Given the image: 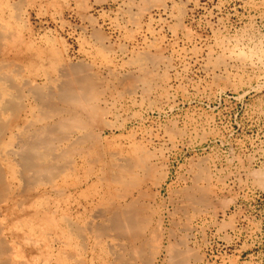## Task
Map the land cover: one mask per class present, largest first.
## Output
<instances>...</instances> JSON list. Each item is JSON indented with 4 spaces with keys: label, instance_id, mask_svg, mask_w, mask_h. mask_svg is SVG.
<instances>
[{
    "label": "rangeland",
    "instance_id": "374dc122",
    "mask_svg": "<svg viewBox=\"0 0 264 264\" xmlns=\"http://www.w3.org/2000/svg\"><path fill=\"white\" fill-rule=\"evenodd\" d=\"M11 2V24L24 34L26 80L36 70L46 74L36 80L51 106L71 108L92 132L82 145H53L75 164L67 184L87 175L110 180L127 165L131 182L106 192L82 221L71 206L80 226L105 212L111 231L99 240L74 237L75 257L85 264H264V0ZM82 79L96 92L81 95ZM71 82L76 105L60 91ZM87 104L95 118L84 113ZM114 210L131 217L112 222Z\"/></svg>",
    "mask_w": 264,
    "mask_h": 264
},
{
    "label": "bare ground",
    "instance_id": "6f19581e",
    "mask_svg": "<svg viewBox=\"0 0 264 264\" xmlns=\"http://www.w3.org/2000/svg\"><path fill=\"white\" fill-rule=\"evenodd\" d=\"M12 6L11 0H0V264H85L83 258L75 257L72 252L74 237L85 238V240L89 241L90 239L99 240L111 231L109 232L106 226L108 224L104 223L106 217L105 212L98 211V209V213L92 217L90 222H87L84 226H80L78 223L76 224L74 221L75 219L73 220L72 217H70V214L73 215L71 206L72 208L73 206H77L79 210L81 209L82 213H77L78 215L75 217L79 219V221H82L83 217L87 216L92 208L96 206V203L103 204L105 202L106 192L111 194L116 190V185L125 188L124 184H126V182H131L130 180L126 181L122 170L126 169L127 165L125 167L123 165L124 168L121 169L122 172L120 171L118 175L116 174L114 177L111 176V179L109 177L110 180L107 178L109 175L106 176L100 173L101 175L98 174L96 176L87 175L81 180L77 178L78 180L73 184H67L69 170L71 169L69 163H71L72 160L68 164H65L64 161L67 162L70 156H68V158H66L67 156L59 157L57 153V146L59 145H53L62 141L72 142V145H74V142H80V145H82V143L90 142L93 137L91 134L92 132L86 131L89 125L83 121L84 119L81 120V116H78L76 112L77 116L73 111H70L69 109L71 108H69L68 111L63 110L61 112L55 106H51L50 101L52 99H50V101L48 100L50 97L48 96L49 98H47L44 90L37 84L36 80L43 78L48 79L46 74L41 75V71L39 72V70H36L33 74L35 81L33 80L32 82L30 79L26 80V69L28 68H26L24 34L16 31L11 24ZM68 68L70 67L68 66ZM73 72L75 74V71ZM87 80L82 79L79 84V92H84L88 88H90V91L94 89L93 84ZM69 85V88L60 89L61 94L68 96V99L72 97V82ZM76 86L78 87V85ZM26 89H28L29 92L27 96ZM82 92L80 93L81 95L83 94ZM86 92L88 96L89 93L88 91ZM83 96L86 98V95ZM26 98L29 102L27 105ZM71 99L72 100L68 101H74L73 98ZM63 100L64 99L61 101ZM90 100L88 101L91 102ZM89 107L90 106L87 104L84 110L86 112L84 113H90L94 117L97 110H95L93 106V110ZM81 113H83V111ZM98 117L99 115L97 118ZM99 125H101V123ZM74 128H79L77 130H80L82 133L78 134L76 132L75 134L73 131V134L69 135V132L72 133L71 130H74ZM101 129L103 128L101 127ZM68 130L70 131L68 132ZM66 131L69 134L63 137L61 133H66ZM94 166L96 165L94 164ZM73 170H75V168ZM132 170H134V168ZM89 173L90 172H88V174ZM138 179L139 178H137V181ZM137 186H139V184H137ZM67 189L68 191L70 190L69 193L64 192V190ZM62 203H64L66 207H63ZM69 203L70 207H68ZM135 205L138 204L136 203ZM120 206L121 205L118 206L119 209ZM117 213L116 210L112 211L111 217L108 218L112 220V222H117L118 218H122V216H118ZM119 213L122 215L121 212ZM127 215L129 216V213ZM124 216L127 217L126 215ZM129 217H131V214ZM120 223L121 222H119V224ZM113 224L114 223H112V225ZM146 226H149V223ZM111 227L117 228L115 225ZM136 235L134 234V236ZM141 244H143V242ZM83 247L87 246L84 244ZM131 251L133 250L131 249ZM134 252L135 251H133V253ZM134 257L136 258V256ZM130 260L132 261L131 258Z\"/></svg>",
    "mask_w": 264,
    "mask_h": 264
}]
</instances>
